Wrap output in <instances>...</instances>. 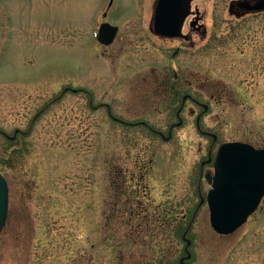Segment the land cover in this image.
Here are the masks:
<instances>
[{
    "label": "rangeland",
    "instance_id": "obj_1",
    "mask_svg": "<svg viewBox=\"0 0 264 264\" xmlns=\"http://www.w3.org/2000/svg\"><path fill=\"white\" fill-rule=\"evenodd\" d=\"M108 1L0 0V264H264V196L219 234L204 179L221 143L264 147V13L192 0L207 35L180 47L149 32L155 0ZM186 92L208 109L186 100L179 123Z\"/></svg>",
    "mask_w": 264,
    "mask_h": 264
},
{
    "label": "water",
    "instance_id": "obj_2",
    "mask_svg": "<svg viewBox=\"0 0 264 264\" xmlns=\"http://www.w3.org/2000/svg\"><path fill=\"white\" fill-rule=\"evenodd\" d=\"M191 1L156 0L151 21L153 31L162 36L188 39V35L182 33V25L190 12ZM236 5L247 11L260 10L264 9V0H232L229 11L232 12ZM116 30L117 26L103 22L97 39L108 44ZM213 137L215 139L216 135L213 134ZM213 168V174L205 173L210 183L206 198L210 224L217 233L230 234L247 220L264 195V147L257 148L243 141L224 142L216 151ZM7 211L8 186L0 173V230L5 224ZM189 244L187 239L186 250Z\"/></svg>",
    "mask_w": 264,
    "mask_h": 264
},
{
    "label": "flooded vegetation",
    "instance_id": "obj_3",
    "mask_svg": "<svg viewBox=\"0 0 264 264\" xmlns=\"http://www.w3.org/2000/svg\"><path fill=\"white\" fill-rule=\"evenodd\" d=\"M110 1L112 2V0H109L108 3ZM111 4L112 3H109L108 6H111ZM154 4H155V2H154ZM153 7H154V5H153ZM229 12L232 13V15H234L235 17L241 18V17H244V16L249 15V14L264 13V9L247 11V10H244L243 8H241V7L236 5L232 9V12L231 11H229ZM101 15H102V17H106L107 16V10L102 11ZM152 16H153V9H152V14H151L150 24L148 26L149 32L152 35H154L157 38L162 39V40L174 41V40L178 39L180 41V43H181L179 45L180 47H182V45L185 46V44H189L190 46L194 45V43L192 42L193 33L200 34L202 37H205L207 35V27H206V24L203 21L204 14L202 13V11L200 9H198V11H197V6L192 7V2H191L190 13L185 17L183 25H182V33L183 34H187L188 35V39H184V38H181V37H177L176 38V37L162 36V35H159V34L155 33L153 31V29L151 28V26H152L151 25ZM108 19L107 20L106 19L105 20H101L100 19L98 21V26H99V24L101 22H109L110 24L117 26V30H116V32H115V34L113 36L112 41L110 43H108V44H104L106 46L111 44V43H113L118 38V36L120 35V30H119L118 24H116L115 22H112L110 19L109 20ZM133 39H134V37L132 35H130L129 37L126 36L125 40L133 41ZM166 70H167V73H164V77L162 78L163 82L161 83V85H162L163 89L167 92V94H169V95L172 94V93L173 94L174 93L177 94L176 90H175V80L177 78V73H176L174 67H172L171 65L168 66L166 68ZM261 70H262V68L259 69V71H261ZM171 72H173V74ZM189 99L192 100L196 105L202 106L203 107V111L208 109V105L207 104H206V108H205L204 107V103L200 102L192 94L187 93V92L184 93L182 95L181 105L179 106V108L176 111V115L179 117V121L181 123H182V118L179 116V114H180V112H181L186 100H189ZM106 106L108 108V113L111 115L109 104H106ZM192 112H194V109H192ZM200 117H201V114L197 113V115H196V126H197V128H200ZM140 122H142L143 124H147V122H145V121H140ZM155 131H157V130H155Z\"/></svg>",
    "mask_w": 264,
    "mask_h": 264
}]
</instances>
